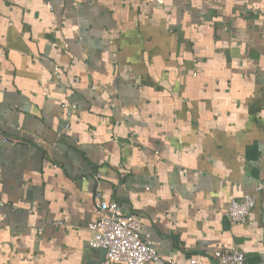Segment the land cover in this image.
Here are the masks:
<instances>
[{
    "label": "crops",
    "instance_id": "obj_1",
    "mask_svg": "<svg viewBox=\"0 0 264 264\" xmlns=\"http://www.w3.org/2000/svg\"><path fill=\"white\" fill-rule=\"evenodd\" d=\"M96 190L162 264H264V0H0V264H120Z\"/></svg>",
    "mask_w": 264,
    "mask_h": 264
},
{
    "label": "built area",
    "instance_id": "obj_2",
    "mask_svg": "<svg viewBox=\"0 0 264 264\" xmlns=\"http://www.w3.org/2000/svg\"><path fill=\"white\" fill-rule=\"evenodd\" d=\"M96 209L98 220L89 226L91 232L90 247L99 250L104 260L120 264H162L156 248L138 236L140 224L121 217L119 212L111 209L108 202L103 201L101 193L96 190ZM256 205V198L245 194L239 199L231 200L227 216L234 225L243 224L250 217ZM188 264H248L245 257L235 250L216 254L212 259L203 261L191 258Z\"/></svg>",
    "mask_w": 264,
    "mask_h": 264
}]
</instances>
